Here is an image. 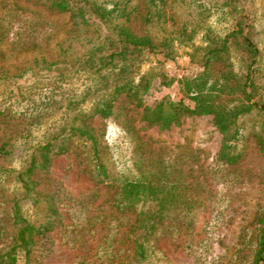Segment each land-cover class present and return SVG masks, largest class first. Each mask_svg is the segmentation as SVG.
<instances>
[{
	"label": "trees",
	"instance_id": "1",
	"mask_svg": "<svg viewBox=\"0 0 264 264\" xmlns=\"http://www.w3.org/2000/svg\"><path fill=\"white\" fill-rule=\"evenodd\" d=\"M168 1L43 0L59 12L70 13L79 27L96 26L97 35L88 40L90 46L79 56L64 53L52 60L35 58L12 76L0 75L1 80L10 81L9 90L0 100V116L20 121L19 131L0 147L4 156L16 161L14 166L0 169L1 193L9 190L1 186L3 182L9 178L13 182L11 192L1 194L0 264H42L34 258V252L36 248L45 254L51 251L47 247L48 233L61 222L63 199L70 201L66 206L73 214L66 233L71 228L77 231L73 239H68L70 244H75L78 236L80 242L84 233H92L97 222L107 218L109 232L117 234L119 222L130 213L137 216L127 232L135 260L146 262L155 253L151 238L173 225H165L163 215L179 207L176 199L184 194L178 190L171 171L149 169L151 161L140 148L133 164L136 172L128 166L127 174H111L103 162L98 137L85 121L97 114L112 115L120 95L137 100L149 127L167 129L180 125L185 115H213L228 142L224 143L221 157L228 162L236 158L231 152L239 133L238 120L255 111L264 113V58L253 39L249 11L241 0H224L215 8L227 24L226 29L219 32L209 26L197 43L192 22L184 21L180 28L170 31L160 24L165 23ZM201 6L207 11L208 4L200 2L198 7ZM211 9L214 12L213 6ZM133 19L160 26L163 34L152 35L150 30L138 34L129 26ZM186 37L190 62L200 71L192 77L168 78L162 67L168 60H177L178 43ZM216 63H224V67L215 73ZM146 64L158 70L154 77H159L162 85L178 80L189 103L169 98L146 103L143 95L154 80L143 74ZM225 95L233 97L225 99ZM258 140L264 152V138L258 135ZM76 145L91 150L96 178L115 189L105 208L92 209L96 192L77 199L58 184H52L44 194L38 187L37 171L47 170L54 156L70 152ZM162 193L164 202L160 201ZM183 208L185 215L192 209L190 205ZM257 223L259 230L249 264H264V213ZM113 237L102 249V256L110 261L114 252L109 250L114 248V242L121 243ZM83 259L80 264H87Z\"/></svg>",
	"mask_w": 264,
	"mask_h": 264
},
{
	"label": "rangeland",
	"instance_id": "2",
	"mask_svg": "<svg viewBox=\"0 0 264 264\" xmlns=\"http://www.w3.org/2000/svg\"><path fill=\"white\" fill-rule=\"evenodd\" d=\"M223 1L169 0L165 7V23L161 21L160 24L170 31L174 27L180 28L184 21H190L195 30L193 39L199 43L207 27L219 32L226 29L227 24L215 8ZM241 1L249 11L253 39L264 58V0ZM200 2L208 4L207 11L203 6L198 7ZM50 5L43 0H0V75L12 76L31 65L35 58L52 60L64 53L73 57L85 53L90 46L88 40L97 35V27H79L70 13L59 12L57 7ZM129 26L141 35L148 30L152 35L163 34L160 26L144 25L141 19H133ZM186 39L182 43L176 42L177 60H168L162 67L168 78L192 77L200 71L198 65L190 62L192 58L188 53L191 50ZM160 57L163 58V54ZM223 65L216 63L215 73ZM156 73L158 70L146 64L143 74L154 78L143 95L146 103L155 104L164 98L185 99L178 80L165 86L159 77H154ZM8 86L10 81L0 79V100L9 90ZM228 97L233 96L225 95V99ZM136 102L126 94L120 95L114 102L112 115L97 114L85 123L98 137L103 162L111 174L121 171L127 174L128 166L136 172L133 164L138 158L137 148H140L147 161H151L149 169L171 171L178 190L183 192L184 196L176 199L179 207L174 206L163 215L165 225L170 222L173 225L151 238L157 249L154 255L151 254L146 262L135 260L127 232L137 216L130 213L119 222L117 234L109 232L107 218L98 221L92 233H84L80 242L78 236L77 242L70 244L68 239H73L77 231L71 228L66 233L73 222V214L67 207L70 201L63 199L61 222L48 233L47 247L51 251L40 256L43 253L36 248L34 258H39L38 262L42 264H80L82 257L87 264H249L259 230L257 222L264 213V152L258 140V135L264 138V113L255 111L238 120L239 133L231 152L236 158L228 162L221 157L227 140L215 125L213 115H185L180 125L167 129L158 125L149 127L143 119V108ZM185 102L189 103L187 99ZM19 123L0 116V147L19 131ZM71 149L54 156L47 170L37 171L35 178L39 189L44 194L52 184H58V188L77 199L96 192L92 209L105 208L115 189L96 178L90 162L91 150L83 145ZM15 164L14 158L4 156L0 151V169ZM12 183L11 178L3 182L1 186L9 190L2 193L11 192ZM1 191L0 203L3 200ZM164 200L162 193L160 201ZM183 205L192 208L187 215ZM129 217L131 219L127 221ZM110 236L121 242H114V248L109 250L114 252L111 261L102 256Z\"/></svg>",
	"mask_w": 264,
	"mask_h": 264
}]
</instances>
